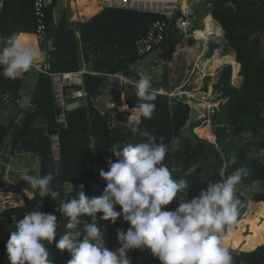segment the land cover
<instances>
[{"label": "trees", "instance_id": "trees-1", "mask_svg": "<svg viewBox=\"0 0 264 264\" xmlns=\"http://www.w3.org/2000/svg\"><path fill=\"white\" fill-rule=\"evenodd\" d=\"M58 1L50 0L46 7L49 34L46 47L51 52L54 72H76L82 69L84 63L88 71L103 75L119 73L127 78H138L132 66L145 55H137L134 41L145 33L153 20L162 18V15L125 10L116 6H103L86 21H69L65 13L55 23L53 11ZM205 1L210 5L212 17L223 29L226 48L234 53L236 62L240 64L239 75L242 77L239 85L233 84L232 65H224L217 82L213 84V92L219 104L209 112V118L190 124L191 132L200 125L198 122H205L208 119L215 136L214 142L194 134H190L192 137L185 134V126L190 120L192 110L185 96L182 98L169 96L155 90L153 91L156 93L154 102L156 108L150 119L140 115L137 123L128 126L113 125L112 112L98 109L93 102L104 94L107 87L104 82L106 77L89 72L83 74V85H69V88L83 87L87 91L86 102L67 113L68 127L61 128L56 122L59 109L55 105L51 78L47 74L39 73L30 99L35 104V109L20 116L19 122L14 125L17 127L13 129L7 147L11 153H14L21 142L23 149L33 152L40 158V175L44 176L49 172L54 175L51 187L60 195L55 201L45 198L38 209L57 217L56 238L52 244L45 242L51 264H68L71 259L70 253L57 249L55 243L66 231L72 234L73 239H80L83 228L82 222L76 229H66L67 220L58 210L59 204L75 196L80 191L81 184L84 185L85 195L89 197H99L103 193L106 181L99 172L101 169L109 170L106 162L108 157H112L114 162L116 160L108 149L113 143L126 145L137 143L142 139L138 134L132 133V126H137L141 130L155 129L153 134L158 140L159 137L164 138L163 142L169 146V152L163 163L168 166L174 179L186 178L192 188L182 197L178 196L165 206L168 210H174L181 202L198 196L210 182L219 180L221 174L227 177L237 169L246 171L247 174L242 177L236 191L242 207L234 224L225 227L221 243L222 240L226 243L223 237L228 227L237 229V223L247 212L246 208L251 200L257 205V208L249 209L252 221L248 222L253 224V232L248 229L251 233L246 234L244 240L245 243L250 242L255 245V248L247 249V246H243L246 250L231 249L230 246L227 248L233 255L234 264H264V225L256 226L255 217V215L264 216V156L262 158L258 153L264 151V0ZM34 21L32 0H5L0 14V36H17L23 31L33 32L29 26L35 28ZM197 24L203 25L201 20L197 21ZM27 35L29 34H22L18 39L22 43L34 40L33 35ZM179 35L174 24H171L167 38L160 44L162 48L167 49L165 54L168 58L180 42ZM195 41L189 38L190 45ZM217 47V44L211 42L206 53L207 57H210ZM209 78L208 76L206 79ZM167 79L165 66L162 82L157 83L158 87L168 89ZM22 83V79L12 80L0 76V95L6 90L18 95ZM126 85L127 107L138 108L139 101L133 85L131 83ZM5 106L7 105L0 98V108ZM39 120L43 122L42 127H39ZM53 132H59L60 135L59 163H54L50 155L48 135ZM6 136L7 127L0 121V151ZM226 162L228 166L225 169ZM193 165L198 166L196 171L185 175ZM255 182L261 184L262 190L248 198L244 190ZM38 203H42V199L37 192L32 198L25 196L23 205L13 207L5 214L7 217L15 214L18 221L27 212L35 210ZM116 210L120 211L119 205L116 206ZM100 215L102 213H97V220L104 236H107L108 229L113 226L125 231L129 227L128 222L123 221L122 217L112 223L110 220H99ZM81 219L91 221L90 217ZM9 238L10 234L5 237L0 236V264H10L5 247ZM232 239L230 240L233 244L239 243L240 239L237 242ZM120 246L116 233L115 241L112 246H108V249H117ZM128 253L132 261H138L140 264H160L158 258L154 257L147 247L142 250H129Z\"/></svg>", "mask_w": 264, "mask_h": 264}, {"label": "clouds", "instance_id": "clouds-1", "mask_svg": "<svg viewBox=\"0 0 264 264\" xmlns=\"http://www.w3.org/2000/svg\"><path fill=\"white\" fill-rule=\"evenodd\" d=\"M178 27L179 22H178ZM39 51L28 43H22L15 35L0 36V76L16 79L29 71L38 60ZM138 111L150 119L155 111L156 93L148 75L139 74L135 84ZM131 131L142 139L137 143H113L108 149L112 157L107 158L108 171L99 175L106 187L99 197L85 195L84 185L70 200L59 204V211L67 220L66 229H76L83 222L80 239H73L67 232L55 243L57 249L71 255L68 264H130L126 255L129 250L149 248L160 264H234L229 248L221 243L226 226L233 225L242 207L236 196L237 185L244 169L210 182L198 196L181 202L174 210L169 205L178 196L192 188L186 178L174 179L168 166L163 163L169 146L148 129L132 126ZM225 163L224 167L227 168ZM191 166L185 175L196 171ZM21 179L38 191L42 203L22 219L14 221L16 231L6 242L10 264H51L45 247L56 238L57 217L41 212L39 207L45 198L56 200L60 193L53 190V173L33 176L25 172ZM120 206V211L116 206ZM115 223L122 217L129 227L117 229V240L121 245L115 250L106 247L104 232L97 220ZM90 217L91 221L82 220Z\"/></svg>", "mask_w": 264, "mask_h": 264}, {"label": "rangeland", "instance_id": "rangeland-1", "mask_svg": "<svg viewBox=\"0 0 264 264\" xmlns=\"http://www.w3.org/2000/svg\"><path fill=\"white\" fill-rule=\"evenodd\" d=\"M194 3L195 1H192L190 3V7L194 8V10L196 9V17L194 16V19L191 20L192 23L191 28L200 27L204 29L206 26H209V30L208 33L205 34L204 41H196L195 44L190 45L189 41H187L189 40V38H186L185 36L180 34L178 40H180L181 42H179L178 45L175 46L174 52L171 54L169 58L165 54V51L167 49L158 46L154 48L152 51H150L148 54H146L142 59L138 60L135 64H133L132 69L136 73L138 78L136 80L132 78H127V79L130 80L131 83H133L132 85L135 89V84L139 80V74L144 73L145 75H148L152 81V90H155L158 93L168 94L169 96H178L180 98L185 96L186 102L190 105L192 109L190 120L187 122L185 126V134L189 136H191L190 134H194L199 138L206 139L210 142H214L215 136L213 133H211L212 132L211 124L208 119L205 122L204 121L198 122L200 123V125L195 127L194 130L191 132L189 130L190 124L192 122H197L198 120H202L204 118H209V112H212L213 108L219 104V100L216 99V95L213 92V84L217 82L220 76V71L224 65L227 64L232 65L231 81L233 84L239 85L241 83L242 77L239 75L240 64L239 66H237L238 70H236L237 69L236 65L232 64V61L234 60L236 62V60L233 58L234 53L232 52V50L226 48L227 46L224 37V32L223 35L220 36V33L222 32L219 31V29L221 27L217 26V23H215V20L212 18L210 14L206 15V13H208L209 11L210 5L207 4L205 0H200L199 3H196L197 5L196 4L194 5ZM198 4L200 7H198ZM112 5L114 4H111L108 1V2H104L101 6H112ZM201 6H203V9H201ZM206 18H211L213 21H211V23H206ZM199 20H201L203 25L197 24V21ZM217 33L219 35H217ZM211 34H216V37L211 39L210 37ZM196 35L197 38H199L198 34ZM211 42L217 44L218 47L214 50L213 54L210 57H207L206 53L209 50V46ZM39 58H42V49ZM200 65L202 67H200ZM165 66L167 68V74H168V79H167L169 86L168 89H163L162 87H158L157 85V83L162 82ZM234 69L237 71L236 77H234V72H235ZM30 71L31 70H29L28 72ZM117 74L120 75L121 77H124L122 74L119 73ZM208 76L210 78L207 80L206 78ZM121 77L115 78L109 76V78H105L104 82L105 83L107 82L106 86H110L109 88H111L113 91L111 92V95L110 94L107 95L106 93H104V95L107 96L104 97L103 99L104 101H102L101 105L99 104V106L102 109L107 108L105 102L111 101V98H113V96H116L117 101L114 103L113 106L114 111L113 108L109 110V111H113L112 123L113 125L121 124L128 126L131 123H137L139 121L138 118L140 116V113L138 109H127L128 107L125 104L123 105L120 104V92L122 93L121 96L124 97L126 94V89L123 88V86L127 84V82H124L123 80L124 78L122 79ZM4 108H6V114L4 115L3 113L0 114V121L8 128L12 118L16 116L19 108H17L14 105H9V106L7 105ZM210 133L213 134V136L210 135ZM258 153L263 158L264 151H259ZM6 162H7L6 158L0 157V175L3 174V171L6 168ZM34 176H38V174H35ZM17 184L21 186L22 190L23 188H25L22 183V180L18 181ZM261 190H262L261 184L255 182L252 185H250V187L244 190V194L248 196V198H250L254 193ZM24 192L26 193V195L29 196V198H32L36 194V192H33L32 194L26 191ZM18 195L22 196L20 193H18ZM11 197L12 198L10 199V201L8 200L10 204H12V201L16 199L14 198V196ZM22 198L24 201V195L22 196ZM247 209H248V205L246 211ZM249 215H250V211H249ZM255 217L257 219L256 226H263L264 216L255 215ZM248 221H252V219L246 218L243 221L244 229L240 233L241 238L239 240V243L233 244L232 243L233 241L230 240L231 237H229L226 238L225 240L226 243H223L222 240L223 244H230V245H224L225 247L230 246L231 249H237V250L244 249L243 246H247V249L255 248L254 247L255 245L250 244V242L245 243L244 240L245 235L251 233L250 230H252L253 232L252 229L253 224H251ZM117 229H118L117 227L113 226V228L108 229L109 231L107 232V236L106 235L104 236V240L106 242L107 248L109 245L112 246V244L114 243ZM14 231H16L15 223L11 224L8 222H4V223L0 222L1 237H5L6 235L11 234ZM224 238L225 237H223V239ZM126 255L130 259V264H140V262L138 261H132L133 259L131 258L128 252L126 253Z\"/></svg>", "mask_w": 264, "mask_h": 264}, {"label": "built area", "instance_id": "built-area-1", "mask_svg": "<svg viewBox=\"0 0 264 264\" xmlns=\"http://www.w3.org/2000/svg\"><path fill=\"white\" fill-rule=\"evenodd\" d=\"M143 1V2H140ZM195 0H190V3ZM48 0H32L33 14L35 17V39L37 44L45 46L42 58L36 62L31 68H34L40 73L47 74L51 78L53 96L55 105L59 109L56 115V122L61 128L68 127L67 113L78 108L82 103L81 99L87 96V91L81 88H69L71 84H77V79L74 73H60L52 70V56L50 49L46 47L48 26L46 21V7ZM120 8L127 10H135L139 12L157 13L162 15V18L153 20L145 33L138 37L134 41V48L137 55L142 56L148 54L154 48L160 46V44L167 38V34L171 24H174L176 29L184 34L185 37H191L194 40H201L197 38L196 28H191V20L194 19V12L191 7H183V0H122ZM179 22V27L177 26ZM216 34L210 35L211 39ZM204 41V40H202ZM3 71V66L0 67V72ZM28 72V71H27ZM27 72L21 74L16 79H23ZM112 77L120 78L121 76L116 74H109ZM69 77L68 82L65 80ZM124 82L131 83L127 77H121ZM83 85L81 81L79 83ZM133 84V83H131ZM0 98L6 105L14 104L17 106H24L26 112H33L35 104L29 99H24L20 95L13 93L10 90H6L1 93ZM49 136L50 155L54 163L61 161V141L59 132H53ZM19 186L11 181H4L0 184V221L14 223L17 221L16 215L11 214L9 217L5 212L16 205L8 203L13 194L20 193Z\"/></svg>", "mask_w": 264, "mask_h": 264}, {"label": "crops", "instance_id": "crops-1", "mask_svg": "<svg viewBox=\"0 0 264 264\" xmlns=\"http://www.w3.org/2000/svg\"><path fill=\"white\" fill-rule=\"evenodd\" d=\"M49 2H50V0H48V3ZM87 2L90 4L92 2V0H88ZM103 2L100 4L99 10L103 7V6H101L103 4ZM105 2H107V1H105ZM199 2H200V0H195L194 5L196 3H199ZM4 3H5V0H0V14H1L3 8H4ZM109 3L114 4L112 6H116V1L115 0H110ZM186 4H187V6L190 7V0H187ZM198 7H200L199 4H198ZM201 9H203V6H201ZM125 10H127V9H125ZM191 10L194 12L193 14L196 17V9L194 10V8H191ZM80 11H81L80 7L77 6L76 0H59L58 3H57V6L55 7V9L53 11L54 22L56 23L59 20V18L65 13L68 16L69 21H86V20L90 19V17L93 14L96 13V12L93 13L91 16H84V15L81 16L80 15ZM133 11H135V10H133ZM207 14L211 15L210 9H209L208 13H206V15ZM34 23H35V21H34ZM215 23H217V26L221 27L216 20H215ZM35 27H36V23H35ZM29 28H31V30H33V32H30V31L24 32L23 31V32H20L16 37L19 38L22 34H29L27 36H30V35L35 36L34 35L35 28L32 25L29 26ZM219 31H221V30H219ZM179 34H182V33L179 32ZM221 34L223 35V29H222V33H220V35ZM182 35L184 36V34H182ZM217 35H219V34L217 33ZM167 36H168V34H167ZM48 37H49V34H48ZM214 37H216V36H213V38ZM186 38H188V37H186ZM189 38H191V37H189ZM24 39H23V41H24ZM187 41H189V40H187ZM196 41L193 44H195ZM198 41H202V40H198ZM34 42H35V46H36L37 50L39 51V53L41 52V49H42V53H43L44 48H43V46L37 44V42L35 40V37H34ZM233 58L235 59V55L234 54H233ZM40 59L41 58L38 57L37 61H40ZM30 70L31 71L27 72L26 76L22 79L23 80L22 87H21L20 91L18 92V95H20L24 99H29V100L33 96V92H34V89H35V86H36V82H37V79H38V76H39V73H40V72H38L35 69H30ZM86 72H89L90 74H94V75L104 76V78L105 77L109 78V76H110V75H103L102 73L88 71L87 65L84 64V63H83V67H82L81 70L76 71V72H68V73H74V76H75V78L78 81L77 85H80L79 83L81 81L83 82V74L86 73ZM130 78H132V77H130ZM132 79H135V78H132ZM106 84H107V82H106ZM109 87L110 86H107L105 88V92L104 93H106L107 95H109V94L111 95V92L113 91ZM123 88L126 89L127 85L125 84V86H123ZM121 90H122V87H121ZM107 95L102 94L100 97H98L97 99L93 100L94 105L98 109H102L99 106V104L101 105V102L104 101L103 99ZM121 95H122V93L120 92V104L121 105L125 104L127 106V103H126V100H125V96L123 97ZM116 101H117V97L113 96V98H111V101H106L105 102V105H106L107 108L102 109V110H110V109H112L113 106H114V103ZM85 102H86V99L82 98L81 99V103L84 104ZM16 107L19 108V110H18L16 116L14 118H12V120L10 122V125L7 128V136H6L5 140H4V143H6V146L5 147L3 146V148L0 151V157L6 158V160H7L6 168L3 171V174L0 175V184H2L4 181H11V182L17 184L18 181L22 180L21 177H22V175L25 172H27L29 175H33L34 176L35 174H38V176H41L39 174L40 169H41V162H40V158L36 154H34L31 151L23 149L21 147V142H19V144L16 147L14 153H11L10 150L8 149V147H7V146H9L8 144L10 143L11 136L13 135L12 131H13V129H15L14 125L16 124V122H19L20 116H22L26 112V108L24 106H16ZM127 109H129V108H127ZM135 109H138V108H135ZM113 111H114V108H113ZM113 111H111V112H113ZM1 113H3V115L6 114V108H4V107L0 108V114ZM138 119L140 120V116H139ZM38 124H39V127H42L43 122L41 120H39ZM22 183H23V185L25 187V188H23V190H22V188H21V186L19 184H17V185L19 186V188L21 190V192H20L21 195L22 196L24 195V201H23L22 196H19L18 194H16L18 196V198L14 197L16 199H14L12 201V205H23L25 203V196H27L28 198H29V196L26 195V193L24 191L29 192L31 194L33 192H36V193L38 192L37 190L32 189L31 186L29 184H27L25 181L22 180Z\"/></svg>", "mask_w": 264, "mask_h": 264}, {"label": "bare ground", "instance_id": "bare-ground-1", "mask_svg": "<svg viewBox=\"0 0 264 264\" xmlns=\"http://www.w3.org/2000/svg\"><path fill=\"white\" fill-rule=\"evenodd\" d=\"M87 1L88 0H79V1H76L77 6L80 7V10H81L80 11V15L81 16L82 15H84V16H91L93 13H95V12H97L99 10L100 4L103 1L104 2L105 1L108 2L110 0H92V2L90 4ZM115 1H116V6L119 7L121 5L122 0H115ZM140 2H143V1H140ZM186 3H187V0H183V7L184 8H186V6H187ZM211 21H213L211 18H206V23H211ZM197 30L198 31L196 32V34H198L199 38H201V39L204 40L205 39V34L208 33L209 26H206L204 29L202 28V29H197ZM219 30H221V32H222V29L221 28ZM220 36H222V34ZM30 43H31L32 46H34L36 48L34 40L30 41L28 44H30ZM232 64L233 65H236V68H237V66H239V63L235 62L234 60L232 61ZM200 67H202V66L200 65ZM236 70H238V68ZM236 70L234 72V77H236V74H237V71ZM68 79H69V77H67V79L65 81L68 82ZM211 133H210V135L213 136V134H211ZM12 196L18 198V196L15 195V194H13ZM8 203L10 204V202H8ZM250 207H256L257 208V205H255L252 201L249 202L247 212L245 213V215L237 223L238 228L236 230H234L232 228H228V231H227V234H226V236L224 238V241L226 240V238H229V237H233V239H234L235 242H237L240 239V237H241V234L240 233L244 229V222H243L244 219L251 218L250 215H249V208Z\"/></svg>", "mask_w": 264, "mask_h": 264}, {"label": "water", "instance_id": "water-1", "mask_svg": "<svg viewBox=\"0 0 264 264\" xmlns=\"http://www.w3.org/2000/svg\"><path fill=\"white\" fill-rule=\"evenodd\" d=\"M15 125H17V122H16V124ZM15 127H17V126H15ZM6 146V143H4V147Z\"/></svg>", "mask_w": 264, "mask_h": 264}]
</instances>
